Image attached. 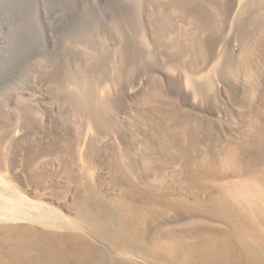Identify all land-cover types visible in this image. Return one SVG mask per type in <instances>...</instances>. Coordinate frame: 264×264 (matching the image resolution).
Returning <instances> with one entry per match:
<instances>
[{
	"label": "rangeland",
	"instance_id": "rangeland-1",
	"mask_svg": "<svg viewBox=\"0 0 264 264\" xmlns=\"http://www.w3.org/2000/svg\"><path fill=\"white\" fill-rule=\"evenodd\" d=\"M263 30L264 0H0V264H211L243 230L264 264Z\"/></svg>",
	"mask_w": 264,
	"mask_h": 264
},
{
	"label": "bare ground",
	"instance_id": "bare-ground-1",
	"mask_svg": "<svg viewBox=\"0 0 264 264\" xmlns=\"http://www.w3.org/2000/svg\"><path fill=\"white\" fill-rule=\"evenodd\" d=\"M240 1V0H239ZM238 7V6H237ZM240 13V12H239ZM235 20H237V16L235 17H233L232 18V20H231V23L229 24V31H231L233 34H235V31L237 30V23H235ZM192 23H193V26L196 28V29H198V30H200L199 29V24H198V21L194 18L193 20H192ZM263 28V27H262ZM261 28V29H262ZM258 29V28H257ZM261 29H259V34H260V32H261ZM201 30H202V28H201ZM263 33H264V30H263ZM202 35V34H201ZM142 39H143V41L144 42H146L147 43V41H146V39H145V37H144V35H142ZM237 41V40H236ZM235 44H237V43H235ZM238 45V44H237ZM241 46V45H240ZM209 48V47H208ZM241 48V47H240ZM256 77V76H255ZM186 78V77H185ZM185 85L186 86H188L189 88H190V90H191V92H192V94L195 96V95H197V94H199V92H198V90H197V88H196V86L193 84V82L189 79V78H187L186 79V81H185ZM253 138H254V140H252V143H254V147L256 148V149H258V150H260V149H262L263 147H264V124L262 123L261 124V126H259V127H257L256 129H255V131H254V134H253ZM253 146V145H252ZM253 147V148H254ZM256 149H254V150H256ZM250 151V150H249ZM262 151V150H261ZM261 151H260V153H261ZM263 151H264V149H263ZM255 152H257V151H254V153ZM241 156V155H240ZM247 156H249V155H247ZM250 156H252V154L250 155ZM249 156V157H250ZM239 158V157H238ZM237 158V159H238ZM248 158V157H247ZM249 160V159H248ZM253 160V159H252ZM238 161H239V165H241L240 167L241 168H243L244 170H248V169H250L251 170V168H252V164H254V163H252L253 161H251V163H246V162H242V158H239L238 159ZM247 161V160H246ZM255 163H257V162H255ZM260 163V162H259ZM234 164V163H233ZM258 165V170L260 171L259 173L261 174V173H263L264 174V162L263 163H261L260 165L259 164H257ZM239 167V168H240ZM255 168V167H254ZM255 168V169H256ZM243 170V171H244ZM252 170H253V168H252ZM245 172V171H244ZM254 172V171H253ZM215 174V173H214ZM258 174V173H257ZM212 175V174H211ZM254 178L252 179L251 178V176H250V181H252V182H254V183H250L248 180V183H250V184H252V186L254 187L255 185L257 186V191H258V193L255 191V187H254V192H256V195L254 196V198H250V196L252 195V194H250V196H248V192L251 190H253V189H250L248 192H245V191H243L242 192V190H243V188H239L240 190H241V192L243 193V197L244 198H246V200H248V202L250 201V203H251V205H252V202L253 203H258V204H260L259 203V201L261 202V205L262 204H264V178L263 177H261V178H258L257 177V175H255L254 176V174L252 175ZM260 176V175H259ZM262 176V175H261ZM264 176V175H263ZM214 177V176H213ZM252 179V180H251ZM213 180V179H212ZM0 182L1 183H5L6 182V179H5V176H2V175H0ZM244 184V185H243ZM242 185H241V187H244L245 185H246V182L245 183H243ZM0 185H2V184H0ZM5 185V184H4ZM230 186V185H229ZM238 187L240 186V185H237ZM252 186H250V187H252ZM221 187V186H220ZM236 187V186H235ZM246 187V186H245ZM237 188V187H236ZM1 189V188H0ZM239 189L237 188V190L239 191ZM236 190V189H235ZM236 190V191H237ZM246 190V189H245ZM6 191V190H5ZM232 191V190H231ZM247 191V190H246ZM250 191V192H251ZM2 192H4V191H2ZM8 192V191H7ZM229 192V191H228ZM249 192V193H250ZM236 193V192H235ZM239 193H240V191H239ZM3 194L4 193H0V208H4V209H6V208H10L9 207V203H7L6 201H5V196L3 197ZM255 194V193H254ZM5 195H7V194H5ZM240 195V194H239ZM237 196V195H236ZM241 196V195H240ZM12 197V196H11ZM11 197H9V198H11ZM15 198V197H14ZM223 199V198H222ZM9 201H11L10 199H8ZM14 200V199H13ZM12 200V201H13ZM19 200V199H18ZM252 200V201H251ZM258 200V201H257ZM15 201V200H14ZM13 201V202H14ZM13 202L10 204V205H12L13 204ZM15 203V202H14ZM221 203V202H220ZM17 204V203H16ZM20 204V203H19ZM224 204V203H223ZM257 204V205H258ZM256 205V206H257ZM15 206V205H14ZM14 206H12L11 208L13 209V207ZM255 206V205H254ZM227 207V209H228V205L226 206ZM226 207H224V208H226ZM15 208V207H14ZM255 208V207H254ZM256 208H258V206L256 207ZM17 209V208H16ZM230 209V208H229ZM263 208H261V210H262ZM19 210V209H18ZM25 210V209H24ZM16 211V210H15ZM21 211V210H20ZM226 210H224V212H225ZM228 211V210H227ZM255 211V210H254ZM262 211H264V209L262 210ZM261 211V212H262ZM19 212V211H18ZM18 212H16V213H18ZM20 213H18V215H19ZM26 214V213H25ZM24 214V215H25ZM231 214V213H230ZM259 214V213H258ZM234 215V214H233ZM0 216H2L1 218L3 219V220H5V219H13V218H11V217H6L5 215H2V213H1V215ZM5 216V217H4ZM16 216V215H15ZM21 216H23L22 214H21ZM18 217V216H17ZM20 217V216H19ZM25 217V216H24ZM37 217H39V216H37ZM5 218V219H4ZM31 218V217H30ZM2 219H0V220H2ZM16 220H17V218H15ZM26 219V218H25ZM2 220V221H3ZM31 220H32V218H31ZM40 220V219H39ZM232 220V219H231ZM9 221V220H8ZM42 221V220H41ZM17 223L19 222V221H16ZM30 222V221H29ZM3 223V222H2ZM6 224H7V222H5ZM51 223V222H50ZM49 224V223H48ZM46 225V224H45ZM44 225V226H45ZM2 226V225H1ZM48 226V225H47ZM244 227V226H243ZM242 227V228H243ZM243 230V229H242ZM248 234H246V232H245V230H243V233L241 234V236H239V237H235L234 238V241L232 242L230 239H228V238H226V237H219V236H214V235H208L206 238H203V241L200 243L201 244V246H202V249H203V252L205 253V254H207L208 255V257H209V259H210V262L209 263H211V264H235V262H236V259L238 258V248H239V246H243V247H245V248H247L249 251H250V256L251 257H253L254 259H258L259 258V256H258V252H256L255 250H253L254 249V246L255 245H258L259 244V242L257 241V239L256 238H254V236L253 237H251L250 238V240H248L247 239V236ZM224 236V235H223ZM259 238V237H258ZM263 238V237H262ZM263 241V240H262ZM261 242V241H260ZM199 245V244H198ZM262 246V245H261ZM253 248V249H252ZM18 249V248H17ZM20 251V250H19ZM26 251V250H25ZM259 251V250H258ZM260 252V251H259ZM262 255V254H261ZM261 257V256H260ZM252 259V258H251ZM261 259V258H260ZM17 260H18V258H17ZM18 263H19V261H17ZM238 262V261H237ZM80 264V263H79Z\"/></svg>",
	"mask_w": 264,
	"mask_h": 264
}]
</instances>
